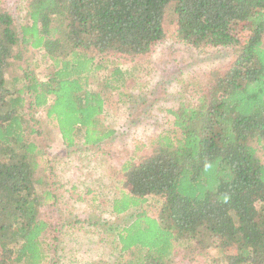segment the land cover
<instances>
[{"label": "trees", "instance_id": "16d2710c", "mask_svg": "<svg viewBox=\"0 0 264 264\" xmlns=\"http://www.w3.org/2000/svg\"><path fill=\"white\" fill-rule=\"evenodd\" d=\"M6 1L0 0V264H42L46 251L57 250L61 228L48 213L57 204L59 175L41 142L44 124L68 149L79 135L83 151L112 140L104 113L108 102L119 109L131 103L123 90L130 72L112 67L95 85L92 75L113 66L112 59L141 61L168 28L177 43L226 49L231 61L196 88L194 105L168 111L171 127L139 144L136 151H143L119 170L122 190L109 218L148 197L162 200L156 218L140 212L128 226L100 228L99 244L118 250L112 264H174L176 247L188 264H264V0H25L21 23ZM37 54L43 81L34 75ZM9 69L15 76L7 78ZM130 112L126 107L122 115Z\"/></svg>", "mask_w": 264, "mask_h": 264}, {"label": "rangeland", "instance_id": "374dc122", "mask_svg": "<svg viewBox=\"0 0 264 264\" xmlns=\"http://www.w3.org/2000/svg\"><path fill=\"white\" fill-rule=\"evenodd\" d=\"M5 7L17 23L24 22L25 0H7ZM174 34L175 30L168 28L165 39L139 62L112 59L113 66L92 75L95 85L107 77L112 67L130 72L123 90L131 96L132 104L124 103L125 106L119 109L108 102L104 113V122L115 132L108 143L91 151H83L79 135L75 138L76 145L68 149L62 144L57 130L44 124L45 136L41 142L48 144L47 151L52 159V167L59 175L57 180L60 185L57 204L53 212L48 214L58 223L61 233L56 236L57 250L46 251L48 257L42 264H112L118 250L99 244L105 234L100 228L128 226L140 212L156 218L162 202L156 197H148L142 206L109 218L110 203L119 197L122 190L117 176L119 170L126 160L143 151H136L139 144H148L151 138L171 127L173 118L168 111L176 110L181 103L194 105L198 92L196 88L213 80L216 73H223L231 61L226 49L195 50L177 43ZM35 61L39 68L34 75L43 81L45 70L39 54ZM14 72L9 69L7 78L9 74L15 76ZM126 107L132 112L122 115ZM39 117L44 119V113L40 112ZM76 219L87 220L88 223L98 222V225L93 228H89L90 225L72 228L70 223ZM86 228L89 231H84ZM181 248H175L176 254L172 258L174 264H188L186 259L181 258ZM87 260L91 261L87 263ZM195 264L207 262L199 258Z\"/></svg>", "mask_w": 264, "mask_h": 264}]
</instances>
